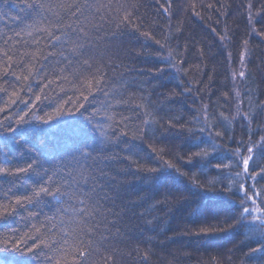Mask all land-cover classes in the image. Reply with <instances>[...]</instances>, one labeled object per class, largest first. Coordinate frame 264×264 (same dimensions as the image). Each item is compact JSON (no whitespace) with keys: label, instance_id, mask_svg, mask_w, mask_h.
<instances>
[{"label":"trees","instance_id":"16d2710c","mask_svg":"<svg viewBox=\"0 0 264 264\" xmlns=\"http://www.w3.org/2000/svg\"><path fill=\"white\" fill-rule=\"evenodd\" d=\"M74 2L89 3L91 11L78 21L89 47L77 59L69 56L73 66L67 71L57 67V55L45 62L48 71L55 69L47 80L42 79L43 73L18 84L14 76L0 78V165L14 170L38 162L18 179L0 181V209L47 186L49 177L56 182L52 187L71 181L61 188L68 195L60 202L44 196L35 206L0 218V251L5 242L10 252L22 242L19 252L10 253L14 264H54L49 260L53 256L73 264V249L90 239L85 217L74 214L84 208L96 220L106 217L109 223L102 229L110 230L103 231L105 239L100 233L91 237L94 243L85 264H144L137 248L141 253L149 251L147 264H209L214 257L218 259L213 264H264L261 253L246 255L257 247L262 225L250 222L247 215L248 226L238 231L195 235L201 228L218 231L236 222L247 205L237 207L244 198L238 192L240 183L264 209V179H246L242 157L235 155L237 149L248 155L249 139L255 144L264 136V41L249 34V0H0V75L6 63L22 64L12 71L28 75L31 56L41 42L48 53H59L61 48L65 54L71 51L75 37L72 43L50 45L43 30L57 19L68 24L67 10L52 6ZM252 3L253 12L262 6L261 0ZM118 4L123 7L117 8ZM128 13L131 22L118 28ZM52 32L62 35L59 29ZM225 34L228 39L222 40ZM240 71L245 77L239 76ZM99 73L103 79L95 91L82 87ZM57 75L64 79L57 80ZM48 80L53 81L51 86ZM138 105L143 106V114L125 126L122 118L135 116L129 109ZM244 113L252 117L251 122L243 118ZM22 114L28 124L21 125L20 132L27 140L13 144L6 129L9 124L17 127L16 119ZM148 120L150 127L145 124ZM145 128L146 135L140 131ZM216 132L223 135L217 137ZM85 139L95 150L77 163L72 156L79 155L75 150ZM197 152L212 156L196 157ZM236 160L241 161L239 166ZM165 162L179 174L153 182L143 171L163 167ZM217 164L230 167L217 170ZM101 169L107 181L96 179ZM237 172L241 176L233 181ZM94 181L106 183L107 201L92 194ZM193 181L204 188L216 182L215 189L221 191L234 182V194L227 201L208 198L202 189H193L190 195L185 189ZM181 196L186 199L177 202ZM33 244L39 246L34 254L26 251Z\"/></svg>","mask_w":264,"mask_h":264},{"label":"snow or ice","instance_id":"6c2138e0","mask_svg":"<svg viewBox=\"0 0 264 264\" xmlns=\"http://www.w3.org/2000/svg\"><path fill=\"white\" fill-rule=\"evenodd\" d=\"M261 7L253 12V8H254V4L252 3V0H249V3L247 5V24L249 26V34L252 35H256L259 36L261 38L262 41H264V25H262V21H264V0H261ZM28 7H35L33 5H29ZM52 7H58V8H62V9H66V15L67 18L69 20L68 24H64L62 19H57L55 24H51L48 26L47 29H44V32H47L48 35L47 37H45L46 39H48L49 44H52V41H56L58 44H68V43H72V38L75 37V46L71 49V51L67 52V54H65V50L63 48H61V51L59 53H48L46 52L45 46L43 45V43L41 42L38 48V51L34 54H32L31 56V63H32V67H29L26 69V71L28 72V75H16L12 69L13 68H21L22 64H12V63H6L4 68H3V73L2 75H0V78L3 79H7V77L9 76H14L15 77V81L18 84L21 79H23L24 81H30L31 79H34L35 76L41 75L42 73L44 74L42 76V79L47 80V77L49 75H54L55 74V69L53 68L52 71H48V66L46 65V61L50 60L53 56H59L60 59L57 61V67H62V69L64 71H67L68 69H70L73 66V60L69 59V56L73 57L74 59H77L80 55H83L85 51L88 50L89 44H88V37H87V33L85 32L83 27H80L78 24L79 18L80 17H84L86 12L91 11V5L87 2L84 3H72V4H59V5H53ZM123 5L118 4L117 8H122ZM73 9H75V11H73ZM165 12H168V8L164 9ZM86 18V17H85ZM17 19H20V17L18 16ZM132 19V14L128 13L127 15H125L122 19L119 20V23L117 25V27L119 28L121 25H123L124 27H127V25L131 22ZM257 25H261V27H257ZM137 27L135 24H133V28ZM52 29H59L62 33V35L57 36L54 35L52 32ZM144 35H148L147 33H145ZM222 40H227L228 36L227 34H225V36L221 37ZM157 43H159V41H157ZM245 44H247V41H245ZM53 47H55V45H52ZM7 56V60L11 61L12 57L10 55H8L7 53L5 54ZM171 53H169V57H171ZM241 62L243 63V61L245 60V53H241ZM165 62V61H162ZM84 65H88V61L85 60L83 61ZM159 71H163V69L159 70ZM99 72V70H98ZM234 78H235V73L233 74ZM239 76L241 78L245 77V72L244 71H240L239 72ZM64 79L63 77L57 75V80H62ZM103 79V74L99 73L97 78L94 79H88L85 80L82 84V87H85L91 91H95L98 86L101 84ZM53 83V81L48 80L47 86H51V84ZM7 90V86L2 89V91H6ZM18 93L17 92H13L12 96L15 97L17 96ZM239 95V94H238ZM41 97L37 96L36 100H40ZM85 99H87V97H85ZM12 103H16V100H13ZM125 106L126 103H125ZM143 106H135L133 108H130L129 110L135 113V116H130V117H123L122 118V123L125 124V126H127V121L130 119H139L140 115H142L143 113L140 112V108ZM0 111H3V109H0ZM57 116L61 115V113L59 111H57L56 113ZM223 115V114H221ZM243 118L245 120H248L249 122H251L252 117L248 114V113H244L243 114ZM37 120H39L40 118L37 117ZM48 120H52V117L49 116ZM44 123H47V121H45ZM152 121L148 120L145 121V124L147 125V127L151 126ZM28 124V119H27V115L26 114H22L20 116L17 117L16 119V125L17 127H13L11 124H9L7 126L6 131L10 134H12L11 136L8 137V139L11 140V142L13 144H19L22 141H26L27 140V136L23 133L20 132V126L21 125H27ZM167 130V129H166ZM143 134H147V128L145 129H141L140 130ZM199 131L203 132L205 131L204 128L199 129ZM124 135H126V133H123ZM16 135H20L21 139L20 140H16ZM215 135L217 137L222 136L223 133L221 132H216ZM135 139V138H134ZM248 145H252V146H247V153L248 155H244L239 149H237L235 155L236 156H240L242 157V165H243V176L246 179H252L255 180L257 176H259L261 179H264V164H261V161L264 160V136H262L260 138L259 141H257L255 144L252 143L251 139H249V141L247 142ZM213 148H215V145H213ZM83 149V150H82ZM95 149L91 147L89 141L87 139L84 140L83 144L81 147L77 148L75 151L79 154V155H73L72 156V160L76 161L77 163L79 162V160L81 158H86L88 156H90L91 151H94ZM28 151H34V149H28ZM38 156L42 155V153H37ZM194 156L196 157H209L211 158L212 154L208 153V152H197L194 154ZM6 163H11V161H5ZM241 163L240 160H236V165L239 166V164ZM38 166V162L37 160H33L31 163H28L26 165V167H17L14 170L13 169H9L7 167H4L2 165H0V181H4V182H10L12 180L18 179L21 175L30 172L34 167ZM229 165L228 164H217L215 165V168L217 170H224V169H229ZM251 168H258L259 171H250ZM143 171L147 172L150 174V178L153 182H159L162 179L166 178L167 176H170L173 172L178 173V170L174 168L173 165L165 162L163 167H159V168H145L143 169ZM101 174L100 176L96 177V179H100V180H104L107 181V177L106 175L103 173V170H100ZM154 174V175H153ZM45 176H48L49 173L48 171L44 172ZM241 173L237 172L235 174V177L233 178V181L236 180V178L240 177ZM56 183L55 181L51 180V177H49V181H46L45 184L47 186H42L39 187L35 192L28 194V195H23V196H19L17 197L15 200L10 201L9 204L11 205V207L9 206H3L2 209H0V218H6L9 215H15L17 209L20 208H24L27 205H33L35 206L34 202H36L38 204L39 202V198H42L44 196L47 197H51L53 200H56L57 202H60V200L63 199L64 196L68 195L66 192H62L61 188L62 187H66V186H70L71 181L70 180H65V183L63 185H59L57 187H52V184ZM215 183L216 182H209L208 187L204 188L203 186L197 184L195 181H193L192 185L189 186L188 188L185 189V191L189 192V194H192V190L193 189H202L203 194L208 197H216V198H223L225 201L228 200V198L230 196H232L234 193L232 191L233 187L235 186L234 182L230 183V184H226L223 188V190H217L215 189ZM221 184H223V180L220 181ZM106 183L100 184V185H96L95 181L93 184V189L92 194L97 196L98 199L102 198L105 201H107L109 199L107 192H104V188L106 187ZM245 188V184L244 183H240L239 184V189L238 192L240 195H242L244 198L241 200L240 204L237 205V207H243V205L245 203H247L248 201H252V203L255 205V200H253V197L251 195L248 194V192L244 191ZM79 195H84V193H79ZM169 195H171V193H169ZM186 198L181 196L179 198V200L177 202H180L182 200H185ZM81 204H83V201H80ZM99 207V205H97ZM133 207H135V204H133ZM252 212H257V213H262L264 214V209L260 208V207H253V208H248V207H243V211L241 213H239L237 215V220L235 223L228 225L227 229H218V231H213L210 228L209 229H205V228H201L199 229L195 235H197L198 237L203 236V237H210L213 236L215 234L218 233H224L226 231H238L242 226H248L245 223L244 220V216L247 214H250ZM74 214H79L83 217H85V227L87 228V234L89 235L90 239L86 242H80L79 243V248L78 249H73V254H74V260H73V264H85V261L90 257L91 255V244L94 243V241L91 239L92 236H94L97 233H100L101 239H105L106 237L103 236V231H110L108 228H103L102 226L109 223L106 217H101L99 220H96L95 217L93 216V214L89 211H87V209L81 208L78 213H74ZM233 215H236L235 212L232 213ZM30 216H37L38 213H33L30 212L29 213ZM99 215V214H97ZM108 215H113V213L109 212ZM228 217H226L225 219H227ZM47 219V218H46ZM253 220H260L259 216H254ZM112 223H115V221H112ZM146 223H150V222H146ZM37 231H39V229H37ZM71 233H69L70 235ZM84 233L82 232L81 235H83ZM22 242H17V244H15L13 246V248L11 249V252L7 246V242H5V246L3 248L2 251H0V264H14V261L9 259L10 253L12 252H19L20 251V244ZM41 243L43 244L44 242L41 241ZM65 243L67 244V240H65ZM256 243H257V247L251 248L249 249V252L246 253V255L248 256H252L255 253L259 252L262 255H264V224L261 225V228L259 230V236L256 239ZM38 245L33 244L32 248L30 249H26L27 252L29 253H33L34 249H38ZM52 247H55V245H53ZM57 252L62 251V249H56ZM229 251H234L233 249H230ZM137 254L138 256L142 257V260L144 262V264H147V261L149 259V251H144L143 253H141L140 249L137 248ZM108 260H112L113 257L111 255L108 256L107 258ZM218 259V258H212V260H210L209 264H213V262ZM50 261L54 260V264H68V262L64 259L61 258H57L55 256L53 257H49Z\"/></svg>","mask_w":264,"mask_h":264},{"label":"rangeland","instance_id":"374dc122","mask_svg":"<svg viewBox=\"0 0 264 264\" xmlns=\"http://www.w3.org/2000/svg\"><path fill=\"white\" fill-rule=\"evenodd\" d=\"M246 207H248V208H253V207H257V205L255 204H253L252 203V201H248L247 202V205H246ZM254 216H259L260 217V220H253V217ZM247 218H248V220L250 221V222H254V223H259V224H264V214H262V213H257V212H252V213H250V214H247Z\"/></svg>","mask_w":264,"mask_h":264}]
</instances>
